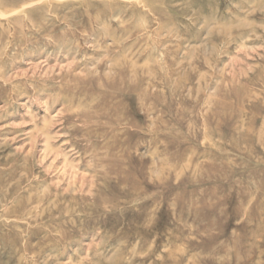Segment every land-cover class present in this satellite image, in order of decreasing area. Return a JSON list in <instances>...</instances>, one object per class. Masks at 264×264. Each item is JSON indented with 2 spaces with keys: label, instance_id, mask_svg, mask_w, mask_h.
<instances>
[{
  "label": "rangeland",
  "instance_id": "1",
  "mask_svg": "<svg viewBox=\"0 0 264 264\" xmlns=\"http://www.w3.org/2000/svg\"><path fill=\"white\" fill-rule=\"evenodd\" d=\"M0 264H264V0H0Z\"/></svg>",
  "mask_w": 264,
  "mask_h": 264
}]
</instances>
